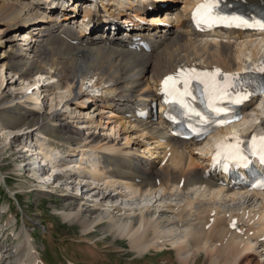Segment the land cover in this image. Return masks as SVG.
<instances>
[{"label":"bare ground","instance_id":"bare-ground-1","mask_svg":"<svg viewBox=\"0 0 264 264\" xmlns=\"http://www.w3.org/2000/svg\"><path fill=\"white\" fill-rule=\"evenodd\" d=\"M79 1L0 0V47H8L0 52V108L7 110L1 118L0 137L7 142L10 134L14 138L25 134L24 128L36 130L31 152L26 140L16 144L26 150L17 152V158L23 161L20 165L30 167L36 159L38 165L47 162L51 172L54 168L62 172L54 182L59 180L58 185L71 187V195L65 197L77 202L76 210H63L62 215L76 219L84 234L101 225L106 233L126 237L137 254L172 249L179 264H239L244 259L248 260L246 264H264V192L228 185L232 178L212 162L213 142L223 132H248L251 122L264 113V101L260 99L250 113L227 125L212 141L176 138L161 118L155 121L151 114L142 118L146 108L134 111L137 103L147 100L151 105L159 99L164 78L181 69L219 68L225 73H241L246 63L254 66L262 59L259 52L264 30L230 26L201 31L192 26L191 16L199 0H183L181 8L177 0H144L156 6L149 17H140L145 20L143 24L131 18L138 16L137 12L115 23L131 22L132 28H138L136 36H128V30L116 36L110 26L114 24L110 23V8L143 0H83L82 9L77 11ZM225 2L245 6L255 16L264 9V0ZM76 15L81 16L86 29L69 25ZM158 29L165 34H158ZM14 30H23L18 32L20 45L14 44ZM86 88L89 92L97 90V99L88 96ZM82 96H88L89 105L79 101ZM44 97L75 101L72 120L92 118L88 109L83 110L88 107L121 120L108 125L116 136L119 125L136 131L127 133L123 144L113 142L106 133H84L71 120L62 118L57 109L50 107L46 112L40 105H27L30 100L38 104ZM101 124V120L96 125L91 120L85 125L87 129L94 125L97 130ZM64 131L65 138L52 136ZM130 135L149 137L143 151L136 143L130 145ZM52 137L56 138L53 143L60 142L65 148L49 144ZM6 148L0 146V159ZM155 153L162 155L159 167L146 155ZM76 155L79 162H66ZM87 155L92 158L84 162ZM164 159L167 163L162 165ZM32 170L28 169L25 176L35 177ZM44 175H38V183L48 190L51 174ZM85 178L92 187L83 191L81 187V196L93 197L89 201L101 209L94 211L78 197L72 182L79 186ZM95 188L96 193L90 192ZM31 236L26 230L25 235L17 236L9 254L12 264L39 263Z\"/></svg>","mask_w":264,"mask_h":264},{"label":"rangeland","instance_id":"rangeland-1","mask_svg":"<svg viewBox=\"0 0 264 264\" xmlns=\"http://www.w3.org/2000/svg\"><path fill=\"white\" fill-rule=\"evenodd\" d=\"M181 1L183 0H177L176 3L179 8H181L183 5ZM79 8L80 7H78V9ZM74 18L77 22L75 23V20L72 21L71 27L73 29L76 28V30H78L80 24L79 23L80 21L77 20L78 15L74 16ZM22 31L23 30L12 31V36L16 38L14 44L20 45V43L22 42V40H19L20 38L18 39L19 36L17 35L19 34L18 32H22ZM14 32H17L15 33L16 35L14 34ZM121 32H123V30H119L118 32L115 33V35L116 36H121V34L123 35V33ZM162 33H163L162 30L158 32V34H162ZM109 36L112 35L110 34ZM135 36L136 35H132L133 38ZM7 50H8L7 46L0 47V52ZM263 51H264V44L261 46L259 52L262 58L264 57V55L262 54ZM78 87H79V83H78ZM84 98L85 96H82V98H80L79 101H82L85 105H89V103L86 102L87 98L85 99ZM40 100L38 101L39 102L38 104H34L30 100L28 101L29 104L27 105L32 106L34 108H36L37 105H40V108L46 112L50 107L52 110L57 109V111H59L62 114V118H66L65 120L68 121L71 120L72 121L71 123H73L75 127L79 128L84 133H86L87 131L90 132L95 131L94 133H96V135L98 134L102 135V133L103 134L106 133L107 135L113 138V142H119L120 144H123L125 142V136L127 135V133H133L136 131V129L133 130V128L131 127L123 128L120 127L119 125L118 126L119 135L116 136V134H114L113 131L109 130L108 125L109 126L111 125L110 121L116 120L117 122H120L121 120L118 119L119 120L118 121L117 118L114 116H111L109 118L110 114L107 112H101L99 110L93 112L92 109L88 107H86L83 110L88 109V112H90L92 118L89 119L76 118L75 120H72L70 118L72 115L71 109L74 107L75 104L73 103L75 101L72 102L70 100L68 101L67 97L64 98L62 102H59L60 100L59 98L50 101L49 97L48 98L44 97L42 101ZM66 104H71V105H66ZM0 110H1L0 111V123H1L2 121L1 118H3L2 115H5L7 113V110L6 109L2 110L1 108ZM106 110H110V109H106ZM91 120L93 121L94 125H96L101 120L102 122V124L100 125L101 128L98 126L96 130L93 129L94 125H92L90 129H87L88 126L86 125ZM108 120L109 122H107ZM6 129L8 130V128L6 127L4 131H7ZM28 129L29 127L24 128L23 131L25 132V134L21 136H17L14 140V143L16 145L22 142L23 139L26 140V144L31 152V150L35 146L34 145L35 138L37 137L38 133L36 132V130L29 131ZM62 133L63 132H58L57 134L62 136ZM57 134L52 136L59 137L57 136ZM5 135H7V132H3V136ZM3 138L0 137V146L5 144L6 142V140ZM130 138H131L130 139L131 141H129V143L131 142L130 145L131 144L135 145L136 143L139 146V147L137 146V148L140 151H143V147H144L143 145H145L143 143H146L147 140L149 139V137L144 139H142L141 137L134 138V135H130ZM12 147L6 149V152L3 154V156L0 159V246L3 243L7 242V247H3L5 245H2L4 249L1 250V253L3 252L2 253L3 257L0 264L1 263L12 264L13 258L10 259L9 256V254H11L10 250L13 247L12 245L16 244L17 236H20L22 233H24L25 235V230L31 233L32 235L31 237L39 253L40 261L38 264H179L177 262L174 250L164 249L163 251L157 253L154 250H150L146 252V254L145 253L137 254L134 250H131L132 248H130L129 246L130 244L129 240L126 237L106 233L104 230L101 229V225H98L93 231H90L88 234H84V232L82 231V227L80 226L79 223L76 222V219H72V218L66 219L62 215L63 210H67V209L76 210L77 208L76 201L69 202L66 199V197L71 195L72 192L71 187L70 188L66 187L67 193L64 190H57L51 194H45L39 196L35 200L33 197L35 196V193H32L31 190H35L40 186L39 183H37L39 181L37 180L36 182H34V180H29L28 178L30 177L36 178V174L35 177L25 176L28 169L25 170L26 166L20 165V163L23 162V161L21 162L22 158H17L18 153L15 152V149H13ZM29 153L26 154V157L29 156ZM160 154L161 153H155L152 156H150L149 154L146 155L147 157H149L151 160L154 161L156 166L159 167V165L161 166L160 159L162 157V155ZM78 155L80 156V154ZM78 155L74 157L72 156L73 158L70 160L66 159V162L71 161L74 165L75 163L80 161ZM154 156L156 157L153 158ZM91 158L92 157L90 155H87L85 159H83V161L85 162L87 160H90ZM166 163L167 161L164 159L162 161V165ZM38 166L41 167L40 165ZM39 167H37V170L39 169L38 173H41L42 171V174H45L44 176L49 175L48 172H46V170L43 171L44 168L41 170V168ZM72 169H74L75 171V168ZM81 172L83 171H79L78 173ZM72 184L75 186L74 187L75 189L77 187L76 192H78L77 194L78 197L80 198L82 197L81 200L82 203H84L85 205H89V207L93 210L102 208L98 205L94 206L92 202L89 201L92 200L93 197L81 196V191H80L81 187H82V191L86 189L90 190V188L92 187V184L91 183L89 184L88 179L85 178V181L82 180V183H80L79 186H76L77 185L76 182H72ZM97 190L98 189L95 188L93 189V191L90 192L96 193ZM98 200H96V202ZM65 201L70 204V207H67V203ZM5 210L7 211L5 212ZM109 210L111 211L112 209ZM111 213L115 214L116 210H113ZM6 222L7 224H5ZM247 261H248L247 259L241 260L239 264H246Z\"/></svg>","mask_w":264,"mask_h":264},{"label":"snow or ice","instance_id":"snow-or-ice-1","mask_svg":"<svg viewBox=\"0 0 264 264\" xmlns=\"http://www.w3.org/2000/svg\"><path fill=\"white\" fill-rule=\"evenodd\" d=\"M232 7L225 0H199L191 12L192 20L197 25L209 27L224 24L264 30V9L257 18L250 11H241L238 4L234 10L227 11ZM257 73L264 74V64L245 74L225 73L219 68L211 71L181 69L164 78L161 93L165 96V103L179 105L180 116L187 117L189 121L196 120L200 131L195 134L202 137L217 126L239 120L242 109L236 106L244 105L253 96L264 95V75L257 76ZM194 92H198L199 97ZM197 99L199 107L195 103ZM166 116L169 120L176 119V116L167 113ZM253 157L264 165V113L251 122L248 132L241 134L234 131L213 146V164L222 163L225 170L230 164L248 168ZM253 186L264 187V180Z\"/></svg>","mask_w":264,"mask_h":264}]
</instances>
